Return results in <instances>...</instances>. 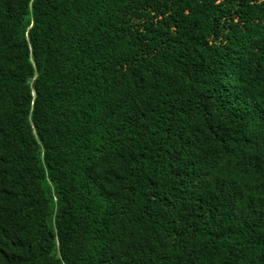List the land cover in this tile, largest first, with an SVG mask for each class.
Listing matches in <instances>:
<instances>
[{"label": "trees", "instance_id": "trees-1", "mask_svg": "<svg viewBox=\"0 0 264 264\" xmlns=\"http://www.w3.org/2000/svg\"><path fill=\"white\" fill-rule=\"evenodd\" d=\"M0 264H264V0H0Z\"/></svg>", "mask_w": 264, "mask_h": 264}]
</instances>
